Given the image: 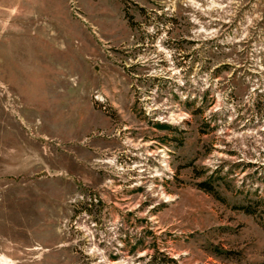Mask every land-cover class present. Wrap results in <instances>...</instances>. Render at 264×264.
<instances>
[{"label": "rangeland", "instance_id": "374dc122", "mask_svg": "<svg viewBox=\"0 0 264 264\" xmlns=\"http://www.w3.org/2000/svg\"><path fill=\"white\" fill-rule=\"evenodd\" d=\"M263 211L264 0H0V264H264Z\"/></svg>", "mask_w": 264, "mask_h": 264}, {"label": "trees", "instance_id": "16d2710c", "mask_svg": "<svg viewBox=\"0 0 264 264\" xmlns=\"http://www.w3.org/2000/svg\"><path fill=\"white\" fill-rule=\"evenodd\" d=\"M198 186L200 189L204 190L205 192L218 196L217 193L212 189V187L207 182L200 183ZM240 209L247 214H257V208L254 207L246 206V207H241Z\"/></svg>", "mask_w": 264, "mask_h": 264}]
</instances>
